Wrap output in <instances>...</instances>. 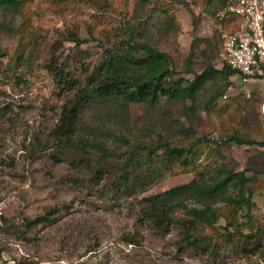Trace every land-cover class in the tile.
Listing matches in <instances>:
<instances>
[{
	"label": "rangeland",
	"instance_id": "374dc122",
	"mask_svg": "<svg viewBox=\"0 0 264 264\" xmlns=\"http://www.w3.org/2000/svg\"><path fill=\"white\" fill-rule=\"evenodd\" d=\"M223 7L224 0H26L18 13L0 10V264H264L263 82L240 88L231 75L212 73L187 99L160 94L152 105L119 94L118 102L108 98L97 107L99 98H86L79 104L83 123L76 122L67 142L51 136L63 105L102 80V62L105 68L147 55L133 42L169 56L165 89L200 81L209 66L221 69L219 27L237 23L219 14ZM51 64L70 80L54 77ZM100 113L105 130H90ZM130 128L146 141L183 150L164 158L161 147L152 164L130 172L147 174L150 183L123 193L116 186L127 146L116 136L132 139ZM92 135L110 153L80 141ZM230 135L255 143L224 142ZM222 167L244 170L250 179V216L263 227L256 254L222 237V215L213 228L193 224L200 235H212L206 250L180 246L178 224L162 232L142 219V197ZM24 218L41 220L24 226ZM246 219L238 208L244 233Z\"/></svg>",
	"mask_w": 264,
	"mask_h": 264
},
{
	"label": "trees",
	"instance_id": "16d2710c",
	"mask_svg": "<svg viewBox=\"0 0 264 264\" xmlns=\"http://www.w3.org/2000/svg\"><path fill=\"white\" fill-rule=\"evenodd\" d=\"M25 1L0 0V10L18 13ZM131 37L132 33H129L128 40L132 41ZM73 40L79 41L77 38ZM132 44L135 48L145 50L147 55L138 59H128V63L122 60L109 61L106 63L105 68L104 62H102L98 68V71L103 70V73H101L103 74L102 80L95 83L91 88L80 89L73 100L63 105L58 122L51 134L55 142L59 144L67 142L75 130L76 122L81 120V123H83L79 115V104L86 98H99L94 103L97 107H103V104L108 102V98L113 99L111 100L113 102H118L116 98L119 94L124 96L127 101H142L153 105L160 94L168 95L172 99L191 98L201 80H204L212 73H219L228 77L235 72L225 64L218 70L209 66L197 75L200 81L189 85H169L168 89H165L162 80L166 77L169 70V56L145 42H133ZM131 66H134L135 71L131 69ZM48 69L58 80L63 79L65 82L70 80V77L67 76L68 73H64L63 68L51 64ZM139 69H144V71L140 72ZM122 84L125 87H129V91L123 90ZM115 110L108 111L111 113ZM103 116H105V113H100L99 118L94 121V125H89L90 130L91 127H94L96 131L105 130ZM129 130L131 132L134 131L132 128ZM119 134L116 137L121 139L127 146L126 157L122 163L121 174L123 175L119 177V185L117 184L116 186L123 193L135 192L137 188L142 191L146 184L150 183L147 179V174L135 170L133 175L130 176V172H133V168L140 167L147 162L150 164V156L161 147H163L161 155L164 158L174 156L183 150L180 147L170 148L167 141H146L140 138L144 137V135H141L138 131L137 133L133 132L132 139L122 136L121 133ZM80 141L102 149L104 154L110 153L95 135H92L90 139L85 138ZM224 142H234L236 144L255 143V141L238 137L237 135H230ZM257 144L261 143L258 142ZM150 168L148 167L146 170L151 172ZM249 181L250 179L245 175L244 170L236 171L233 168L227 169L223 167L214 168L205 179L192 180L162 192L142 197L141 201H143V204L140 207V215L143 220H146L157 231L168 232L172 224H178L180 228L179 245H191L199 250H206L207 247L213 248V245L210 244L212 235L204 231L200 235L193 225L194 222L203 225L204 228H213L219 216L222 215L225 220L224 229H226V234H223L222 237L229 242L237 238L239 242H242L243 250L246 254H256L261 244L260 237L263 233V227L260 224H255V221L250 216L253 203L251 201V188L247 186ZM190 204L193 205L190 206ZM238 208H244L245 210V216L247 217L245 225L246 228H249L248 232L244 233L240 230L241 226L237 222ZM24 220V226H30V224L39 222L41 219L30 220L24 218ZM230 227H233L234 230H228ZM254 228L255 230L252 232ZM191 230H194L193 233ZM130 242L137 243L138 241L131 237ZM18 263L20 264V262Z\"/></svg>",
	"mask_w": 264,
	"mask_h": 264
},
{
	"label": "built area",
	"instance_id": "2783aa9c",
	"mask_svg": "<svg viewBox=\"0 0 264 264\" xmlns=\"http://www.w3.org/2000/svg\"><path fill=\"white\" fill-rule=\"evenodd\" d=\"M219 14L237 21L233 29L219 27L223 63L235 71L232 77L240 88L263 82L259 99L264 113V0H226Z\"/></svg>",
	"mask_w": 264,
	"mask_h": 264
}]
</instances>
